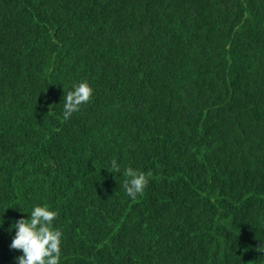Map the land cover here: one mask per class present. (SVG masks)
<instances>
[{
    "label": "trees",
    "instance_id": "1",
    "mask_svg": "<svg viewBox=\"0 0 264 264\" xmlns=\"http://www.w3.org/2000/svg\"><path fill=\"white\" fill-rule=\"evenodd\" d=\"M44 204L60 264H264V0H0V264Z\"/></svg>",
    "mask_w": 264,
    "mask_h": 264
},
{
    "label": "clouds",
    "instance_id": "2",
    "mask_svg": "<svg viewBox=\"0 0 264 264\" xmlns=\"http://www.w3.org/2000/svg\"><path fill=\"white\" fill-rule=\"evenodd\" d=\"M93 89L87 81L72 86L64 95L63 119L67 121L73 113L79 112L83 105L90 102ZM114 172L120 173V165L115 159L111 161ZM123 188L126 194L135 200L142 194L149 183L151 173H144L132 167L124 169ZM59 213L51 210L49 205H36L28 218L21 217L14 222L15 235L9 245L10 249L22 251L15 257L16 264H60L62 230L53 226ZM264 252V247L258 248Z\"/></svg>",
    "mask_w": 264,
    "mask_h": 264
}]
</instances>
